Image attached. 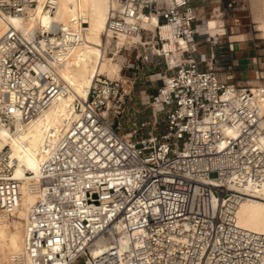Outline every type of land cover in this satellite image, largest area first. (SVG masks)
Returning <instances> with one entry per match:
<instances>
[{
    "label": "built area",
    "instance_id": "1",
    "mask_svg": "<svg viewBox=\"0 0 264 264\" xmlns=\"http://www.w3.org/2000/svg\"><path fill=\"white\" fill-rule=\"evenodd\" d=\"M59 5L0 0V21L39 6L54 16ZM110 11L108 31L141 38L128 48L136 55L126 69L146 68L161 84L136 104L121 81L96 76L86 99L73 102L74 118L47 147L40 183L29 189L39 197L25 220L29 263L84 264L90 247L121 224L129 249L120 258L112 248L98 264H264V234L238 226L242 198L229 190L264 187V89L222 78L215 44L210 54L199 50L196 39L206 35L193 0H119ZM153 18L154 32L143 26ZM71 23L30 38L10 26L0 37V126H27L66 95L53 62L80 45L88 27ZM165 27L188 46L171 53L174 63L165 56ZM8 153L0 151L1 220L22 203Z\"/></svg>",
    "mask_w": 264,
    "mask_h": 264
},
{
    "label": "bare ground",
    "instance_id": "2",
    "mask_svg": "<svg viewBox=\"0 0 264 264\" xmlns=\"http://www.w3.org/2000/svg\"><path fill=\"white\" fill-rule=\"evenodd\" d=\"M119 7V0H60L54 16L41 12V6L29 12L25 17H8L0 21V37L12 26L25 38L41 33L52 23L70 25L74 20L85 21L88 25L80 45L56 56L53 66L66 90V95L53 102L45 114L33 120L29 125L14 124L12 127L0 126V151L8 147V164L14 166L13 175L21 181L22 203L11 219H0V264H30L25 256V220L39 197L29 191L34 184H39V165L47 157V147L53 146L57 137L74 118L73 102L84 100L96 76L110 80L122 81L121 70L124 57L121 50L128 49L141 41L137 36H114L107 30V21L111 9ZM254 21L258 22L257 30L264 35V0H255ZM211 25L213 23L211 22ZM154 32L156 19L143 24ZM213 34L218 30L211 29ZM162 36L169 40L165 45L167 61L174 63L179 49L187 48L182 40H175L169 27L162 29ZM52 42L56 40L53 38ZM139 52V51H138ZM111 55V56H109ZM257 88H252L256 92ZM260 112L264 111V101L259 103ZM31 172L32 175H26ZM234 197H241L237 208L236 219L240 228L250 232L264 234V187L229 186ZM236 192V194H235ZM241 195V196H240ZM121 224H116L109 238L98 240L90 247L89 257L84 264H98L104 253L116 248L120 258L129 249L130 234ZM135 235H138L136 233Z\"/></svg>",
    "mask_w": 264,
    "mask_h": 264
},
{
    "label": "rangeland",
    "instance_id": "3",
    "mask_svg": "<svg viewBox=\"0 0 264 264\" xmlns=\"http://www.w3.org/2000/svg\"><path fill=\"white\" fill-rule=\"evenodd\" d=\"M254 2L255 0H193L198 26H208L209 21H215L224 30V35L214 39L206 35V40L204 36L196 40L201 52L215 44L213 63L222 78L231 76V83L239 87L264 89V39H260L262 33L256 29L258 22L253 19L256 14ZM207 51L210 54V50ZM137 53L140 55L141 52ZM120 54L125 59L121 70L123 89L127 93L130 91L133 102L138 104L140 92L150 86L153 89L147 91L146 95H153L154 88L161 84L159 80L162 76L154 77V72L150 73L142 67H139V71L126 69L128 62H133L136 54L130 49H123ZM9 263L5 261V264Z\"/></svg>",
    "mask_w": 264,
    "mask_h": 264
},
{
    "label": "crops",
    "instance_id": "4",
    "mask_svg": "<svg viewBox=\"0 0 264 264\" xmlns=\"http://www.w3.org/2000/svg\"><path fill=\"white\" fill-rule=\"evenodd\" d=\"M211 22L213 23V25H211ZM221 26V25H220ZM219 26V23L218 22H215V21H209L208 22V26L206 25V26H204V27H201V26H198L197 28L199 29V30H201V31H203V33L205 34V35H209L211 38H215V37H217V36H219V35H224L223 34V32H224V30L222 29V26L220 27ZM215 29V30H218V32L216 33V34H213L212 32H211V29ZM205 31V32H204ZM259 31V30H258ZM259 32H261V31H259ZM262 33V32H261ZM260 39H264V35H262L261 34V38ZM140 52V51H139ZM141 54V53H140ZM150 89H153L152 87H150V86H148V87H146L145 88V90L143 91V92H140V94H141V96H140V98H138V100H139V102H146V99H147V97H149V96H147L146 95V92L147 91H149ZM129 94H130V91H129ZM151 96V95H150Z\"/></svg>",
    "mask_w": 264,
    "mask_h": 264
}]
</instances>
